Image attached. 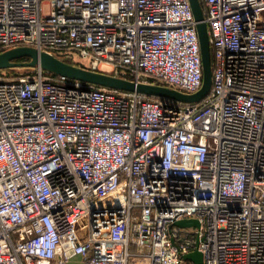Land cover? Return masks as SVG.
<instances>
[{"label":"built area","instance_id":"2783aa9c","mask_svg":"<svg viewBox=\"0 0 264 264\" xmlns=\"http://www.w3.org/2000/svg\"><path fill=\"white\" fill-rule=\"evenodd\" d=\"M202 4L196 103L0 72V264H264V0ZM23 46L201 87L188 0H0V51Z\"/></svg>","mask_w":264,"mask_h":264},{"label":"water","instance_id":"95a60500","mask_svg":"<svg viewBox=\"0 0 264 264\" xmlns=\"http://www.w3.org/2000/svg\"><path fill=\"white\" fill-rule=\"evenodd\" d=\"M188 2L191 8L192 17H194L195 21L202 68L201 87L194 94H184L168 87L155 84H135L129 80L126 81L102 72L90 71L76 65L68 64L59 58L57 59L44 52L38 53L35 49L25 46L10 48L0 52V71L17 69L18 72L19 68L24 67H28L31 71L32 69L39 67L40 69L55 75L64 76L72 80H79L91 85L94 84L107 89H115L124 92H137L153 98L170 99L179 103H196L205 97L211 89V51L209 47L207 25L204 21L200 0H188ZM23 57H27L30 60L24 63L15 61ZM174 225L180 227L188 225L198 226L197 222L192 219L175 221ZM183 259H188L194 264H199L202 260L200 252L196 250L185 254Z\"/></svg>","mask_w":264,"mask_h":264},{"label":"trees","instance_id":"16d2710c","mask_svg":"<svg viewBox=\"0 0 264 264\" xmlns=\"http://www.w3.org/2000/svg\"><path fill=\"white\" fill-rule=\"evenodd\" d=\"M200 4H201V7H202V11H204V6H203V4H202V0H200ZM0 52H2V51H0ZM30 59L29 58H27V57H23V58H21V59H17V60H15L16 62H20V63H24V62H28ZM61 60H63L64 62H66V63H68V64H71L68 60H65V59H61ZM212 62H213V54H212V51H211V65H212ZM72 65V64H71ZM0 72H2L3 74H8V73H10V74H19L18 72H17V69H7V70H1ZM150 98H152V99H155V100H157L158 98H153V97H150Z\"/></svg>","mask_w":264,"mask_h":264},{"label":"rangeland","instance_id":"374dc122","mask_svg":"<svg viewBox=\"0 0 264 264\" xmlns=\"http://www.w3.org/2000/svg\"><path fill=\"white\" fill-rule=\"evenodd\" d=\"M73 61H74L76 64H79V62L82 63V64H83L82 66H84V67H86V65H87V62H86V61L81 60V59H79L78 57H75ZM75 63H74V64H75ZM84 64H85V65H84ZM107 69H108L107 67L102 66V71H107ZM42 70H43V69H42ZM44 71H45V70H44ZM26 72H30V70H29L28 67L19 68V69H18V73H19V74H10V73H8L7 75L10 76V77H17L18 75H20V74H24V73H26Z\"/></svg>","mask_w":264,"mask_h":264}]
</instances>
